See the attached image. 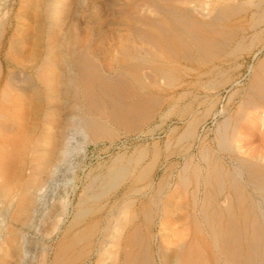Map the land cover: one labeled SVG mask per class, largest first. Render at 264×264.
Masks as SVG:
<instances>
[{
	"label": "bare ground",
	"instance_id": "6f19581e",
	"mask_svg": "<svg viewBox=\"0 0 264 264\" xmlns=\"http://www.w3.org/2000/svg\"><path fill=\"white\" fill-rule=\"evenodd\" d=\"M17 225L37 264H264V0H0V264L34 260Z\"/></svg>",
	"mask_w": 264,
	"mask_h": 264
},
{
	"label": "rangeland",
	"instance_id": "374dc122",
	"mask_svg": "<svg viewBox=\"0 0 264 264\" xmlns=\"http://www.w3.org/2000/svg\"><path fill=\"white\" fill-rule=\"evenodd\" d=\"M208 125L212 127L213 124L209 122ZM174 126H179V128L175 132L171 133V139L173 141L178 135V132L180 131L181 124L177 120V116L171 114L167 118V120L164 123H162L160 127L157 128L158 131H156V128L153 130L154 134L152 132V134L150 133V135L147 136L144 135L138 137L139 135L131 133L129 135L123 136L121 139H119L116 142V144H113L111 146L102 143L98 145H93V144L85 145L84 152L86 156H84V158H81L79 156L80 159L79 158L70 159V162L65 165L66 172L65 171H63L62 173L60 172V177H59L60 180H58L57 183L60 184L62 187H64V189H62V187L57 188L56 192L53 194L55 202L69 203V201H71L72 203H75V201H77L76 197L70 198V189H71L70 185H66L67 187L63 186L64 182L67 179L69 180L71 178H74L75 184L77 186L76 193L80 192L83 186L90 182L91 177L96 175L100 171V167L103 161L115 157L119 152H131L136 146H144L147 155L146 158H148L150 157V155H152L154 149V148L152 149L153 147L152 143L154 142L153 140L156 139L160 140L159 144L161 146V149L162 147L164 149V142L167 137L166 133L169 132L168 131L169 128H172ZM174 156H173L174 161H177L180 164L182 161V155L181 156L174 155ZM96 205H99V200H96ZM81 213L83 215V211ZM82 215L79 217L80 222L78 227L83 226L86 222L87 215L86 216H82ZM17 228H21V226L17 225ZM20 230L22 233H25L27 235L26 244L24 243V249L26 252L25 254L29 255V259H31V261L32 259H34L33 262H30L29 264H37V260L41 257V255L44 252V246L49 241L47 232L40 230L37 233H34L29 228H21ZM30 255L31 257L33 255V258H31Z\"/></svg>",
	"mask_w": 264,
	"mask_h": 264
}]
</instances>
